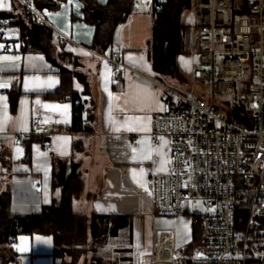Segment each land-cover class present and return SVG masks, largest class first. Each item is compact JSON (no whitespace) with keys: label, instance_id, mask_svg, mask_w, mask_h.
I'll return each instance as SVG.
<instances>
[{"label":"crops","instance_id":"obj_1","mask_svg":"<svg viewBox=\"0 0 264 264\" xmlns=\"http://www.w3.org/2000/svg\"><path fill=\"white\" fill-rule=\"evenodd\" d=\"M84 2L64 0L59 1V8L50 6L53 10H47L41 7L44 8L42 13L37 10L39 18L53 30V48L69 53L72 60H63L60 64L51 50L53 58L42 51H25L20 36L12 39L18 43L16 49L8 53L0 51V57H19L16 61L0 59V83L7 84L0 88V97L6 98L0 100V121H4L5 113L9 117L0 131V207L3 194L8 193L13 213H39L54 198L60 202L63 186L55 187L53 180L54 169L58 170L59 163H63L66 177L81 184L80 192H71V208L75 214L133 217L153 205L148 175L171 169L169 163L166 171H157L161 157L156 150L163 142L155 145L151 137L153 114L166 108L160 88L154 82L157 77L149 58L154 23L151 10L136 7L116 28L112 46L100 49L93 45L95 25L83 16ZM9 4L11 10L0 9V13L12 11L14 0H9ZM15 27L11 25L7 33L12 35ZM58 33L73 38L77 44L60 40ZM183 41L184 52L191 51L190 33L184 35ZM113 51L119 52L121 60L131 67L124 70L122 80L116 78L118 66L102 57ZM184 52L176 58L182 71ZM59 65L86 77V84L74 77L72 89L83 100L82 115L88 131L72 129L74 107L66 96L68 94L62 91V75L57 71ZM48 77L54 81L51 86ZM44 105L68 107L46 108ZM36 115L52 124L54 132L51 135L33 134L17 141V135L31 132L32 119ZM137 117L141 119L137 121ZM128 118L132 119L126 124ZM25 125L28 131L22 130ZM130 128L134 130H128ZM136 137L138 142L134 143ZM163 140L167 141L163 148L165 158L171 161L170 139L164 137ZM17 147L23 150L22 153L16 152ZM133 148L137 150L135 153ZM150 150L152 159H143ZM140 169H144L143 175ZM133 170L137 173L136 179H133ZM37 176L42 180L41 185L35 181ZM89 240H92L90 233ZM118 248L122 249L121 246L113 249L120 262L119 258L124 257L126 251L118 252ZM9 251L11 257L6 259H14V251ZM103 260L113 263L106 257Z\"/></svg>","mask_w":264,"mask_h":264},{"label":"built area","instance_id":"obj_2","mask_svg":"<svg viewBox=\"0 0 264 264\" xmlns=\"http://www.w3.org/2000/svg\"><path fill=\"white\" fill-rule=\"evenodd\" d=\"M19 1L40 17L34 0ZM196 2L199 20L185 23L198 57L190 78L210 88L192 95L154 79L166 108L153 114L151 137L155 145L161 137L170 139L171 169L150 173L148 183L157 213L201 207L189 213L199 241L181 259L173 230H158L151 264H264V0ZM135 3L160 10L154 0ZM9 27V20L0 17L4 53L18 44L9 37ZM58 36L77 44L63 33ZM102 57L118 66V80L131 68L119 52ZM67 98L74 109L84 105L72 93ZM79 124L86 131L85 121ZM53 132V125L36 115L31 132L16 140ZM35 181L42 183L39 176ZM18 236L10 237V243Z\"/></svg>","mask_w":264,"mask_h":264},{"label":"trees","instance_id":"obj_3","mask_svg":"<svg viewBox=\"0 0 264 264\" xmlns=\"http://www.w3.org/2000/svg\"><path fill=\"white\" fill-rule=\"evenodd\" d=\"M43 0H34L33 3L42 5ZM56 6L52 7H58ZM160 4V10L154 8L151 12L154 16L152 38L149 45V58L155 76L163 81L165 76L179 74V66L176 58L184 52V35L186 24L183 21L185 13L196 7V0H154ZM48 7V6H47ZM50 7V6H49ZM36 9V8H35ZM136 9L135 0H108L106 4H100L98 0H85V19L95 25L93 45L100 49H107L113 44L116 28L127 20ZM37 10V9H36ZM20 16L19 14H23ZM0 17L8 19L10 26H16L20 33L21 42L25 51H42L49 58H53L50 49L53 47V30L42 19L34 15L21 1L14 0V9L0 13ZM98 22V24H96ZM59 44L63 42L59 41ZM67 55L69 53H66ZM57 71L62 75V91L65 94L72 93L74 98L81 96L72 89L73 78L77 77L83 83H87L85 75L65 66L59 65ZM67 96V95H66ZM83 104L73 111L74 131H81L79 122L83 121ZM88 131V128L85 129ZM61 164V165H60ZM54 186H63V194L60 202L54 198L51 204L44 205L39 213L18 214L10 208V196L3 194L0 207V249L9 244L10 237L35 232L52 235L54 241V254L64 256L70 254L75 259L81 254V248L87 244L89 233L93 242L104 244L109 237H117L121 233L132 231V217L124 214L92 213L90 217L75 214L71 208V192L81 190V184L71 182L66 177L65 165L59 163V169H54ZM192 240L186 248L190 253L193 246L199 241L198 227L193 224ZM118 252L128 251L127 248L116 249ZM4 260H8L3 258ZM130 260L129 257L119 258ZM187 264V261H183ZM62 264H66L63 260ZM91 264L105 263L102 257H93Z\"/></svg>","mask_w":264,"mask_h":264},{"label":"rangeland","instance_id":"obj_4","mask_svg":"<svg viewBox=\"0 0 264 264\" xmlns=\"http://www.w3.org/2000/svg\"><path fill=\"white\" fill-rule=\"evenodd\" d=\"M102 3L108 2V0H101ZM40 13H42L41 6L39 4H33ZM136 7L138 5L136 4ZM139 7H143L139 5ZM145 7V6H144ZM59 8V7H56ZM42 9V10H41ZM47 10H53L51 7H45ZM149 9V8H148ZM151 10V9H150ZM24 16L19 14V17ZM85 17V15H83ZM25 17V16H24ZM26 18V17H25ZM199 20V14L197 7H193L190 11L185 13L183 21L185 23H193ZM27 21V18H26ZM9 37L11 39H18L20 33L18 28H13ZM53 53V57L62 64L63 60H72V57L66 52H58L56 49L51 47L50 49ZM186 61H191L190 67L191 71L188 70L182 63V68L184 71L180 70L179 74L165 76L164 80L171 86H174L184 92L192 95H201L203 92H208L210 86L203 85L201 83L193 82L190 78L189 72H192L195 65H197V55L195 51L184 52ZM186 68V69H185ZM186 70V71H185ZM151 190V189H150ZM77 192H80L77 191ZM152 195V192H151ZM153 204V202H152ZM190 212H195L201 209L200 206L189 207ZM189 212V213H190ZM189 213L180 214H160L154 209V206L150 207L148 210L136 213L132 217V231L130 234L127 232L121 233L117 237H110L106 239V243H95L93 240H89L87 244L83 245L81 248V254L77 259L70 254L62 256H54L53 249L55 244L53 243L52 235L41 234L38 232L32 235L23 234L19 235L17 241L7 244V246H2L0 249V264H62L63 260L66 264H91L93 257H102L103 259L109 258L111 261H115L116 254L113 248L116 246H121L122 248H127L123 256L129 257L130 260L125 262L121 260L118 264H151V260L155 258V248L154 242L156 238V233L158 229H171L175 235V250L181 259L186 256V248L189 242L192 240L194 226L192 223V215ZM47 239L51 238L50 243H44L43 240L37 241L36 237ZM20 237H27V243H23ZM26 247L27 251H19L17 247ZM12 249L15 253V258L10 260H4L3 258H10ZM55 257V258H54Z\"/></svg>","mask_w":264,"mask_h":264},{"label":"snow or ice","instance_id":"obj_5","mask_svg":"<svg viewBox=\"0 0 264 264\" xmlns=\"http://www.w3.org/2000/svg\"><path fill=\"white\" fill-rule=\"evenodd\" d=\"M69 2H71V0H69ZM77 7H79V5H77ZM139 7V5H138ZM0 9H7V10H11V7H10V4H9V0H0ZM85 55H89L88 53H84ZM0 59H3V60H9V61H16L19 59V57H15V56H12V57H0ZM129 59H133L132 57H129ZM142 59V57H141ZM182 62L184 63L185 67L188 68L189 71H191V67H190V64H191V61H186L184 60L183 58H181ZM150 70V69H149ZM36 79H39V78H36ZM48 84L49 86H51L54 81L52 79V77H48ZM3 87H7V84L6 83H0V88H3ZM27 87V85H26ZM111 95V94H110ZM0 100H6L5 97H0ZM37 104H39V100L36 101ZM44 107H63V108H67L68 105H63V106H60V105H44ZM9 119V117H7V114L5 113V117H4V121H0V131H2L4 129V126H5V122ZM132 118H128L126 119L125 123L127 124L128 123V120H130ZM137 121H139L141 118L137 117L135 118ZM23 131H28V128L27 126L25 125L23 128H22ZM117 131H119V128L116 129ZM128 130H134V129H128ZM60 139H67V138H60ZM161 141L163 142L160 146L159 149H157L156 151L158 152V154L160 155L161 159L159 161V168L157 169V171H166L167 168H166V165L171 163L170 160L166 159L165 156L166 154L163 152V148L165 147V145L167 144V141H164L163 140V137L160 138ZM140 143H143V141H140ZM22 149L17 147L16 149V152L17 153H22ZM132 151L135 153L137 150L135 148L132 149ZM41 155H46V153H41ZM133 159H135V157H133ZM143 159H152V156H151V150L143 156ZM144 173V169H140V174L143 175ZM136 176H137V173L135 170H133V179H136ZM137 183H140L139 180H137ZM144 185L141 183V187H143ZM20 240L23 242V243H27L28 241V238L27 237H20ZM36 240L37 241H41L43 240L44 243H50L51 242V238H47V239H44V238H41L39 236L36 237ZM15 247L18 248L19 251L23 252V251H27V248L26 247H21V246H18V245H14Z\"/></svg>","mask_w":264,"mask_h":264},{"label":"water","instance_id":"obj_6","mask_svg":"<svg viewBox=\"0 0 264 264\" xmlns=\"http://www.w3.org/2000/svg\"><path fill=\"white\" fill-rule=\"evenodd\" d=\"M58 4V0H43L42 5L44 6H56ZM98 24V22H96ZM119 260L116 259L112 264H118Z\"/></svg>","mask_w":264,"mask_h":264}]
</instances>
